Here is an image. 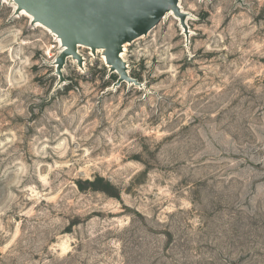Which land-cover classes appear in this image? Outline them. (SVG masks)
<instances>
[{"label": "rangeland", "instance_id": "rangeland-1", "mask_svg": "<svg viewBox=\"0 0 264 264\" xmlns=\"http://www.w3.org/2000/svg\"><path fill=\"white\" fill-rule=\"evenodd\" d=\"M178 6L113 89L0 0V264H264V0Z\"/></svg>", "mask_w": 264, "mask_h": 264}, {"label": "water", "instance_id": "water-1", "mask_svg": "<svg viewBox=\"0 0 264 264\" xmlns=\"http://www.w3.org/2000/svg\"><path fill=\"white\" fill-rule=\"evenodd\" d=\"M15 14L24 11L32 24H40L60 41L62 49L54 61L55 75L64 81L63 68L71 58L83 68L79 47L89 49L92 55L102 51L110 74L117 79L112 88L123 83L142 88V84L128 73L121 58L123 46L146 36L166 16L172 13L179 19L183 33L188 37L185 19L178 0H10Z\"/></svg>", "mask_w": 264, "mask_h": 264}, {"label": "bare ground", "instance_id": "bare-ground-1", "mask_svg": "<svg viewBox=\"0 0 264 264\" xmlns=\"http://www.w3.org/2000/svg\"><path fill=\"white\" fill-rule=\"evenodd\" d=\"M13 7L15 8V5H14V4H13ZM170 14H171V13H168L166 16H168V15H170ZM20 15H21V16H25V17H27L28 19H31V20H32V18H31L29 15H27L24 11H21V12H20ZM171 15H172V14H171ZM166 16H165V17H166ZM175 19H176V18H175ZM36 26H38V27L40 26V27L44 28L43 26H41V25L38 24V23L36 24ZM44 29H45L46 31H48L46 28H44ZM48 32H50V31H48ZM50 34L53 35V36L55 37L56 42L59 43V45H60V41H59V39H58L54 34H52L51 32H50ZM125 46H126V45L123 46V52H124V50H125ZM79 48H84V47H79ZM79 48H78V53L80 54ZM61 49H62V47H61V45H60V50H61ZM85 49H86V48H85ZM88 50H89V49H88ZM101 52H102V51H99L98 53H101ZM102 56H104V55H103V52H102ZM102 58H103V60H104V62H105V57H102ZM121 58L124 60V58H123V54H122V53H121ZM76 63H77V62H76ZM105 64H106V63H105Z\"/></svg>", "mask_w": 264, "mask_h": 264}, {"label": "trees", "instance_id": "trees-1", "mask_svg": "<svg viewBox=\"0 0 264 264\" xmlns=\"http://www.w3.org/2000/svg\"><path fill=\"white\" fill-rule=\"evenodd\" d=\"M136 78V77H135ZM138 80V79H137Z\"/></svg>", "mask_w": 264, "mask_h": 264}]
</instances>
